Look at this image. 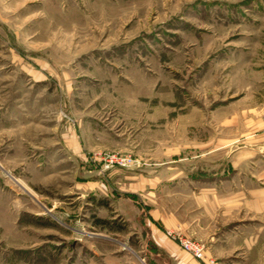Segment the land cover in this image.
Instances as JSON below:
<instances>
[{"label":"rangeland","instance_id":"obj_1","mask_svg":"<svg viewBox=\"0 0 264 264\" xmlns=\"http://www.w3.org/2000/svg\"><path fill=\"white\" fill-rule=\"evenodd\" d=\"M151 208L205 251L264 223V0H0V264L132 252Z\"/></svg>","mask_w":264,"mask_h":264},{"label":"crops","instance_id":"obj_2","mask_svg":"<svg viewBox=\"0 0 264 264\" xmlns=\"http://www.w3.org/2000/svg\"><path fill=\"white\" fill-rule=\"evenodd\" d=\"M148 220L149 232L143 237L145 246L132 252L121 248L111 256L104 255L105 259L98 264H209L210 261L214 264H264V223L254 228L236 227L224 234L214 233L209 243L205 244V258L199 261L165 237L161 227L165 228L168 224L164 223L166 218L161 216L160 211L151 208ZM243 228L254 231L245 234Z\"/></svg>","mask_w":264,"mask_h":264},{"label":"built area","instance_id":"obj_3","mask_svg":"<svg viewBox=\"0 0 264 264\" xmlns=\"http://www.w3.org/2000/svg\"><path fill=\"white\" fill-rule=\"evenodd\" d=\"M168 236L173 239L182 250L190 254L194 259L202 261L205 258V246L200 242L194 241L193 239L187 238L181 233L169 231ZM209 264H214L210 261Z\"/></svg>","mask_w":264,"mask_h":264}]
</instances>
